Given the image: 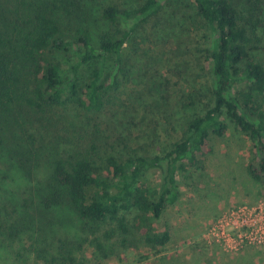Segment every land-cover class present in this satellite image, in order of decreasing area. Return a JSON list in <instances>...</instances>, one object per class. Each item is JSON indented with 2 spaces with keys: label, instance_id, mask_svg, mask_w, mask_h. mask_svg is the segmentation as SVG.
<instances>
[{
  "label": "trees",
  "instance_id": "trees-1",
  "mask_svg": "<svg viewBox=\"0 0 264 264\" xmlns=\"http://www.w3.org/2000/svg\"><path fill=\"white\" fill-rule=\"evenodd\" d=\"M167 1L102 7L99 13L107 29L94 41L87 3L0 0L1 250H27L46 263L62 258L74 264L75 249L79 251L86 238L71 244L73 248L65 244L58 235L57 209L73 214L92 234L111 222L105 237L121 235L124 246L167 244L170 232H159L152 222L178 200V172L198 165L200 157L211 152V136H223L227 120L252 140L257 158L248 173L254 181H263L264 60L259 50L264 0H193L208 34L204 51L211 103L191 118L185 136L163 155L109 154L101 159L88 152L58 154L46 161V178L37 175L43 161L36 128L49 122L44 112L55 106L102 110L107 95L119 85L117 72L124 70L122 50L133 36V21L149 22ZM109 57L121 68H112L104 77ZM93 63L81 79L82 67ZM154 168L163 171L157 191L144 183ZM99 239H90V245L105 249Z\"/></svg>",
  "mask_w": 264,
  "mask_h": 264
},
{
  "label": "rangeland",
  "instance_id": "rangeland-1",
  "mask_svg": "<svg viewBox=\"0 0 264 264\" xmlns=\"http://www.w3.org/2000/svg\"><path fill=\"white\" fill-rule=\"evenodd\" d=\"M76 1L90 8L89 22L96 41L107 29L99 13L102 7L117 3L134 8L144 0ZM261 11L259 56L264 60V4ZM72 20L76 21V16ZM198 20L193 0H169L149 22L134 20L133 36L122 50L124 70L117 72L119 85L107 95L103 109L87 112L55 106L46 111L50 114L44 112L49 122H40L41 129L35 127L43 161L37 175L46 178V161L58 154L88 152L101 159L109 154L152 157L163 155L182 139L191 118L211 103L204 51L208 34ZM114 59L109 57L104 77L112 68H121ZM95 64L82 67L81 79ZM45 115L37 113L36 117ZM227 122L229 128L223 136H211V152L200 157L198 165H187L178 172V200L168 205L161 219L152 222L159 232L171 233L167 244L124 246L121 235L105 237L111 222L92 234L73 214L57 209L54 214L59 217L56 226L61 240L73 248L71 244L86 238L81 249H75L74 264H264V239L240 244L239 228L232 223L233 216L242 211L254 217V212L262 209L264 214V179L254 181L248 173L257 150L247 134ZM162 176L163 171L154 168L144 183L157 191ZM95 236L106 244L105 249L90 245ZM106 252L109 255H104ZM33 254L0 249V264H69L62 258L46 263Z\"/></svg>",
  "mask_w": 264,
  "mask_h": 264
},
{
  "label": "built area",
  "instance_id": "built-area-1",
  "mask_svg": "<svg viewBox=\"0 0 264 264\" xmlns=\"http://www.w3.org/2000/svg\"><path fill=\"white\" fill-rule=\"evenodd\" d=\"M257 215L254 217L252 213H246L245 211L241 212V215L233 216L232 223L235 224L234 228H239L240 231L238 234L239 243L246 242H262L264 239V214L263 210L260 209L259 213L254 212ZM221 226H219L220 228ZM246 229L245 232L242 230ZM225 235V231L222 232Z\"/></svg>",
  "mask_w": 264,
  "mask_h": 264
},
{
  "label": "crops",
  "instance_id": "crops-1",
  "mask_svg": "<svg viewBox=\"0 0 264 264\" xmlns=\"http://www.w3.org/2000/svg\"><path fill=\"white\" fill-rule=\"evenodd\" d=\"M170 235H171V233H170ZM172 237V236H171ZM170 240H171V238H170Z\"/></svg>",
  "mask_w": 264,
  "mask_h": 264
}]
</instances>
